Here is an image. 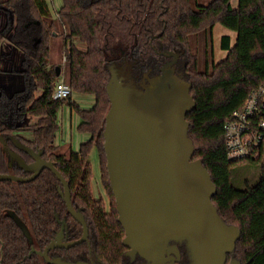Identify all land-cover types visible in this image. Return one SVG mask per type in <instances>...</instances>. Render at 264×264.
Masks as SVG:
<instances>
[{
  "label": "trees",
  "instance_id": "trees-1",
  "mask_svg": "<svg viewBox=\"0 0 264 264\" xmlns=\"http://www.w3.org/2000/svg\"><path fill=\"white\" fill-rule=\"evenodd\" d=\"M53 17L48 0H0V15L6 25L0 31V47L9 34L13 45L23 51L21 90L0 91V134L18 138L33 149H42L43 157L53 161L69 182L72 202L82 210L89 227V242L69 249L52 250L50 255L69 261L87 260L88 255L106 264L127 261L123 244L125 230L119 221L115 195L107 169L104 149L106 114L110 108L107 84L108 63L122 51L133 52V73H159L165 57L156 52L163 44L167 50L182 48L184 78L192 84L196 107L188 112L189 136L195 144L194 158L203 160L217 186L213 202L228 224L241 229L235 249L228 254L242 264H264V164L256 183L247 181L238 188L233 170L241 164L262 162L264 147L257 159L231 161L227 157L225 122L245 103L250 93L264 84V0H210L192 6L191 0H62ZM58 22L64 27L59 31ZM221 23L236 32L222 36L225 58L212 70H199V57L190 50L189 35ZM57 32L65 38L64 55L68 65V83L72 92L92 94L95 103L83 108L73 99H55L58 66L50 64L51 40ZM79 39L85 49L78 47ZM61 69V67H60ZM41 94L37 96V90ZM67 104L81 121L78 129L90 134L78 150L67 152L55 144L59 130L58 113ZM38 117L32 137L18 133L26 128L27 116ZM7 148L18 152L28 163L33 157L18 149L12 139ZM96 146L102 168V182L110 198V209L92 189L90 154ZM0 142V173L29 176ZM57 175L45 168L31 181L0 180V264H47L32 245L44 249L55 238L60 219L67 221L71 240L83 234V227L70 213ZM15 212L29 227L32 241L10 216ZM96 259V258H95ZM97 262V260H96Z\"/></svg>",
  "mask_w": 264,
  "mask_h": 264
},
{
  "label": "water",
  "instance_id": "water-1",
  "mask_svg": "<svg viewBox=\"0 0 264 264\" xmlns=\"http://www.w3.org/2000/svg\"><path fill=\"white\" fill-rule=\"evenodd\" d=\"M180 52L181 49L162 51L174 59L163 64L159 73H144L143 84L136 82L132 62L108 63L110 108L104 149L119 221L125 230L123 244L128 248L127 255L133 258L140 254L154 264L176 249L171 241L185 243L191 264H226L241 229L228 224L219 214L213 202L217 186L203 160L194 158L195 144L189 136L187 114L195 109L196 101L191 94L192 84L176 71ZM0 142L7 147L3 136ZM15 144L34 160L28 163L18 152L9 150L10 165L16 160L32 174L0 173V180L28 182L49 168L62 183L59 191L69 211L83 226V235L70 241L65 239L66 221L59 220L62 226L56 237L44 250L32 247V251L50 264H95L49 256L53 248H69L87 241L89 227L82 210L75 209L69 182L54 162L43 157L42 149L35 150L19 139ZM10 216L32 241L21 217L15 212Z\"/></svg>",
  "mask_w": 264,
  "mask_h": 264
},
{
  "label": "rangeland",
  "instance_id": "rangeland-1",
  "mask_svg": "<svg viewBox=\"0 0 264 264\" xmlns=\"http://www.w3.org/2000/svg\"><path fill=\"white\" fill-rule=\"evenodd\" d=\"M53 17H57V12L62 6V0H48ZM210 0H191L192 6L198 8V5H206ZM239 0H231L233 6L238 5ZM6 25V19L3 15H0V31L4 29ZM59 31L64 27L58 22ZM4 41L0 47V91L5 90L9 94H13L19 91L23 87V79L21 76V62L23 58V51L17 46L13 45L9 34L6 33ZM230 35L232 43L236 40V32L225 27L221 23L215 24L211 28H205L198 32L191 33L189 35V46L192 53L197 54L199 57V70L204 71L206 69L212 70L213 64L219 62L227 55V50L222 48V36ZM74 43L81 49H85V44L79 39H75ZM181 49L182 48H178ZM65 50V38L63 34L57 32L51 40V51L49 62L50 64H56L60 69V75H58V81L65 80L68 82L69 68L65 63L66 57L64 55ZM185 51V50H184ZM57 81V82H58ZM73 99L78 102L83 108H90L95 103V97L92 94H83L79 92H72ZM37 96L41 94V90H37ZM59 118V130L56 134V143L65 144L61 150L67 152L72 145L74 150H78L80 144L87 141L90 134L78 129V124L81 121L79 114L70 108L69 105L64 104L58 113ZM38 117L27 116L26 122L28 125L25 131H21L25 137H32V126L36 123ZM90 160L92 165V189L96 197H102L106 203L107 210L110 209V198L104 188L102 182V168L100 162L99 152L96 146L93 147ZM262 164H264V155L262 162L259 164L247 162L239 165L233 170V181L238 188H244L247 181L256 183L262 173Z\"/></svg>",
  "mask_w": 264,
  "mask_h": 264
},
{
  "label": "built area",
  "instance_id": "built-area-1",
  "mask_svg": "<svg viewBox=\"0 0 264 264\" xmlns=\"http://www.w3.org/2000/svg\"><path fill=\"white\" fill-rule=\"evenodd\" d=\"M71 94L72 88L64 79L55 83V99ZM224 133L229 160H255L260 157L264 147V84L255 88L243 106L231 114L225 122Z\"/></svg>",
  "mask_w": 264,
  "mask_h": 264
},
{
  "label": "flooded vegetation",
  "instance_id": "flooded-vegetation-1",
  "mask_svg": "<svg viewBox=\"0 0 264 264\" xmlns=\"http://www.w3.org/2000/svg\"><path fill=\"white\" fill-rule=\"evenodd\" d=\"M154 48L156 49V52L157 53H159L160 55H163L166 59H165V61H164V63L163 64H165L166 62H168V61H171V60H173L174 59V57L173 56H166V55H164V54H161V52L162 51H164V50H167L166 48H164V46H163V44H160V46H159V48L157 47V46H154ZM178 48H176V49H174V50H177ZM182 53H184V50L182 49L181 50V52H180V55H179V58H178V60H177V62H176V71H177V73H183L184 74V72H183V69H184V66H183V64H182V61H181V55H182ZM133 52H127L126 50H122L118 55H117V57H116V59H113V60H110L109 62H112V61H116V62H120V63H122V64H125L127 61H130V62H132L133 63V66H135V60H134V58H133ZM133 71H134V67H133ZM134 74V78H135V80H136V82L137 83H144L146 80H143V78H142V75H137V74H135V73H133ZM8 93V92H7ZM9 94V93H8ZM25 124L26 125H28V121L26 122V120H25ZM34 126H32V128H33ZM26 129H28V128H26ZM22 131H25V129L24 130H22ZM18 133H21L22 134V132L21 131H19ZM23 135V134H22ZM0 136H2L1 134H0ZM4 137V136H3ZM5 138V137H4ZM7 139H12L14 142H15V139H18V138H16V137H14L13 135H10ZM6 139V140H7ZM8 147V146H7ZM6 147V148H7ZM18 148V147H17ZM19 149V148H18ZM7 150H8V152H9V150H12V149H8L7 148ZM35 150H37V149H35ZM23 151V150H22ZM25 152V151H24ZM33 160H34V158H33ZM31 174H32V172H31ZM30 174V175H31ZM62 187V189H63V186H61ZM69 209V208H68ZM76 209V208H75ZM78 210V209H77ZM71 213V212H70ZM57 215V214H56ZM57 217V216H56ZM74 217V216H73ZM57 219H58V221L59 220H63V219H60L59 218V216L57 217ZM23 220V219H22ZM79 222V221H78ZM59 223L61 224L60 225V229H61V226H62V223L59 221ZM80 223V222H79ZM26 224V223H25ZM27 225V224H26ZM82 225V224H81ZM28 227V226H27ZM83 227V226H82ZM29 228V227H28ZM66 228L67 229H65V239L66 240H70L71 241V239H70V237H69V232H68V224H67V221H66ZM60 229H59V231H60ZM30 231V230H29ZM58 231V232H59ZM58 234V233H57ZM89 234H90V231H89ZM83 235V234H82ZM56 237V236H55ZM80 238V237H79ZM78 238V239H79ZM53 240V239H52ZM51 240V241H52ZM74 240H76V239H74ZM84 242H89V236H88V240L87 241H84ZM83 243V242H82ZM81 244V243H80ZM170 244L171 245H176V249L174 248V249H172L171 251H169V252H166V254H165V256H164V261H160V262H158V264H191V261H190V258H189V253H188V251H187V248H186V245H185V243L184 242H176V241H171L170 242ZM78 245V244H77ZM32 247H35V246H33L32 245ZM73 247V246H72ZM36 248V247H35ZM69 248H71V247H69ZM69 248H65V247H56V248H53V249H51L50 251H49V256L50 257H52L51 255H50V253L52 252V250H54V249H56L57 251H60V250H62V249H69ZM37 249V248H36ZM45 249V248H44ZM44 249H42V250H44ZM39 250H41V249H39ZM32 251V250H31ZM127 251H128V248H127ZM127 251H126V255H127ZM33 252V251H32ZM34 253H36V252H34ZM38 254V253H37ZM39 255V254H38ZM42 257V256H41ZM54 257H60V256H54ZM54 257H52V258H54ZM127 257H128V259H127V261L125 262V263H123V264H154L153 263V261H148V260H146L145 258H143L140 254H136L135 255V257H131V256H129V255H127ZM43 258V257H42ZM61 258V257H60ZM96 258V259H95ZM95 258L93 257V255L91 254V255H88V259H89V261L88 262H93V263H95V264H106V263H104V262H102L99 258L97 259V257L95 256ZM44 259V258H43ZM96 260H97V262H96ZM44 261L47 263V264H50V263H48L45 259H44ZM85 261H87V260H85ZM75 262V261H74ZM236 262H240L241 264H242V262H241V260L239 259V258H237L236 256H234L233 254L232 255H230V256H228V259H227V262H226V264H235Z\"/></svg>",
  "mask_w": 264,
  "mask_h": 264
},
{
  "label": "crops",
  "instance_id": "crops-1",
  "mask_svg": "<svg viewBox=\"0 0 264 264\" xmlns=\"http://www.w3.org/2000/svg\"><path fill=\"white\" fill-rule=\"evenodd\" d=\"M55 144L56 145H59L60 147H62L63 145H66L67 143H65V144H57L56 142H55ZM71 148H72V145H69Z\"/></svg>",
  "mask_w": 264,
  "mask_h": 264
}]
</instances>
